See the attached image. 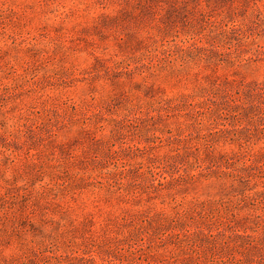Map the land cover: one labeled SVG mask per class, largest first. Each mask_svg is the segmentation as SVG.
I'll return each mask as SVG.
<instances>
[{"label": "rangeland", "instance_id": "obj_1", "mask_svg": "<svg viewBox=\"0 0 264 264\" xmlns=\"http://www.w3.org/2000/svg\"><path fill=\"white\" fill-rule=\"evenodd\" d=\"M0 264H264V0H0Z\"/></svg>", "mask_w": 264, "mask_h": 264}]
</instances>
